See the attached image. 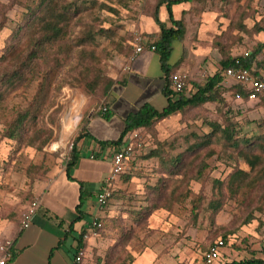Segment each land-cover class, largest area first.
I'll return each mask as SVG.
<instances>
[{
	"label": "rangeland",
	"instance_id": "374dc122",
	"mask_svg": "<svg viewBox=\"0 0 264 264\" xmlns=\"http://www.w3.org/2000/svg\"><path fill=\"white\" fill-rule=\"evenodd\" d=\"M97 1L73 15L65 38L38 55L36 67H25L20 82L0 87L7 88L0 97V222L20 221L26 206L37 198L35 187L48 184L52 171L66 165L76 134L103 101L102 87L89 92L85 82L94 78L96 70L108 77L118 76L133 49L135 33L151 22L156 0ZM66 2L82 4L81 0ZM102 2L115 11L102 8ZM35 4L36 0H0V77L26 61L32 30L24 23L28 7ZM186 8V35L180 44H174L170 58V63L178 58L179 64L172 72L182 76L186 95L191 93L194 82L204 83L216 73L226 56H237L258 46L264 48V0H193ZM103 28L105 32L94 40L81 41L88 30ZM233 85V81L224 79L223 101L187 107L159 120L152 129L139 130L135 153L119 177L127 183L126 188L113 185L107 211L100 217L102 226L94 230L96 234H88L97 244L84 256V264H127L126 246L140 250L149 243L160 244L162 257L150 264H206L204 252L224 236L223 256L213 264L264 258L261 148L257 152L263 154V163L257 171L251 170L241 151L217 137L185 154L175 174L168 172L159 158H145L155 148L164 158L180 154L210 132V122L223 127L231 123L239 136L263 134L264 97H239ZM37 105L39 112L27 121L20 139L5 136L8 122L19 111ZM93 119L96 127L106 122L102 116ZM113 122L111 134L118 126L117 120ZM203 162L207 165L198 173ZM236 167L250 171L258 182L253 185L248 181L231 196L226 181ZM127 176L130 178L126 180ZM161 179L166 181L162 192L157 193L154 188ZM217 180L225 181L223 205L212 219L209 202L219 187ZM188 190L191 196L183 199ZM177 194H181L178 199ZM153 205L156 207L150 215L144 211ZM114 208L116 213L111 212ZM250 215L252 220L246 223ZM81 225L78 222L76 227ZM98 240L104 243L99 245Z\"/></svg>",
	"mask_w": 264,
	"mask_h": 264
},
{
	"label": "trees",
	"instance_id": "16d2710c",
	"mask_svg": "<svg viewBox=\"0 0 264 264\" xmlns=\"http://www.w3.org/2000/svg\"><path fill=\"white\" fill-rule=\"evenodd\" d=\"M81 1L82 4L79 5L75 4V2H66V0H36L35 5L28 7L29 12L27 14V19L24 25L32 30L31 49L28 51L29 53L27 54L26 61L21 67L18 66L11 73H9L8 75L6 74L7 76L0 77V87H3V85L13 87L18 82H20L24 75L25 67L30 68L32 66H35L34 64L37 63L36 59L38 55L44 53L53 44L65 38L73 15H77L82 10V8H90L92 7V5L98 2L97 0H90V4H87L88 1ZM192 1L193 0H156L154 10L151 13V17L155 24L158 26V31L152 32L150 34H145L156 45L155 51L160 56L161 66L166 75V85L164 88V92L168 100L166 107L160 110L150 103L143 104L139 108V110L127 115L125 119V126L120 136L113 140L102 141L104 145L108 144L120 147L124 142L125 137L135 130L139 131L140 129H152L159 120L179 113L185 110L187 107L199 106L206 102L224 100V97L222 96V90L223 81L226 76H224L223 71L226 67L234 63V59L236 56H226L225 58H223L220 62V69L213 75L208 76L205 79L204 83L194 82L191 89L192 91L189 95H186L184 93V90L180 94H177L169 88V76L173 73V68L169 62L173 51V44L175 41H183L187 31L186 20L184 18L186 10L182 11V15L180 18H177L174 14L173 6L176 4ZM100 5L102 8L109 9L110 11H115L114 8L103 2ZM163 6H165L167 10V21L162 20L160 16L161 7ZM259 30L262 29L259 28ZM103 32H105L104 28L92 31L88 30L81 41H92L95 39V36L97 34ZM263 49V47L258 46L256 48H253L252 50H249L250 56L246 60L247 66L251 67L253 64L261 66V64L264 62ZM114 83L115 78L106 76L101 70H96L94 78L85 82V87L89 92H94L99 86L102 87L103 101L91 116L104 114V117H110L109 110L103 113L102 109L104 107H106L107 109L109 108L108 97ZM233 86L236 88V95L243 98H249V88L245 83L235 81ZM6 92L7 88H5L4 90H1L0 88V97L2 98ZM260 97H264V93L261 94ZM38 112L39 105H37L36 107H27L19 111L8 122L5 136L10 139H20L27 121L31 118H35ZM87 121L88 119L85 120L81 129L76 134L69 160L66 162V172L69 177H72L70 174L71 168L74 166L79 157L77 143L85 135L89 134L85 130ZM230 124L231 123H229L226 127H223L221 124L210 122V132L204 134L203 136H200L199 141H197L194 145L187 147L185 151L177 154L176 156H169V158H164L158 148H155L150 150L145 158H159L162 166L168 172L175 174L178 173L177 167L182 163V159L185 154L190 153L196 150L199 146L208 143L212 139V137H217L222 139L228 147L233 148L234 150L241 151V155L246 159V162L250 165L251 170L257 171L260 165L263 163V154L257 152V149L261 148L264 151V133L256 137L239 136L236 135V130L232 128ZM244 147L248 148V150H245ZM207 155L210 154L208 153ZM206 165L207 164L203 162L198 168V173H202ZM257 178V176L251 177L250 171H246L245 169L236 167L226 181L227 190L230 191L231 196H234L241 188L247 185L248 181L255 185L258 182L256 180ZM165 181L166 180L161 179L159 180L158 184L155 185L154 189H156L157 193L162 192V186H164ZM216 182L219 184V187L217 188V191L214 192L213 199H211L209 202L212 219H214L215 214L222 208L224 197L223 187L225 181L217 180ZM113 193L114 191L112 192V195ZM191 194L192 191L188 190L184 194L183 199L190 197ZM178 197H181V194H177L176 199H178ZM83 199L84 195L82 193L80 196V202L77 205V210L79 212V216L77 219H80L84 215V212L81 210L83 206ZM155 207L156 205H153L144 211L148 212L149 214ZM193 211L195 213V207ZM251 220L252 216L250 215L246 219V223L250 222ZM73 223L74 222L72 221L69 226L70 228L68 232L73 228ZM84 234L85 232H82L79 234L78 238H76L77 249L74 257L76 256L77 252L84 246ZM222 238L226 242V237L224 236ZM261 249L262 252H264V242ZM225 264H264V258L233 260L230 262H226Z\"/></svg>",
	"mask_w": 264,
	"mask_h": 264
},
{
	"label": "crops",
	"instance_id": "0c3cea01",
	"mask_svg": "<svg viewBox=\"0 0 264 264\" xmlns=\"http://www.w3.org/2000/svg\"><path fill=\"white\" fill-rule=\"evenodd\" d=\"M189 4L190 2H184L174 5L175 16L180 18L182 11L186 10ZM160 16L162 20L167 21L168 15L165 6L161 7ZM150 21L145 27L142 25L141 31L144 35L158 31V26L152 18ZM177 42L181 43V41H175L174 44ZM170 64L172 68L177 67L178 58ZM226 78L235 82L231 78ZM165 85L166 75L161 66L160 56L155 50L146 48L131 63L129 69H122L115 78L108 97L109 108L107 110L110 112V117L106 118L104 114H98L88 118L85 130L89 134L77 143L79 157L71 168L72 177L67 175L66 165H63L52 171V179L48 184H39L35 187L34 192L36 199L40 201V206L29 226H22L29 204L22 212L20 221L2 220L0 222V239L9 238L14 242L8 264H76L74 261L77 249L76 238L80 233L91 230L90 222L93 216L98 214L97 193L106 177L111 173L112 155L117 148L115 145H104L102 141L118 138L124 129L127 115L139 110L143 104L150 103L160 110L165 108L168 103L164 92ZM116 87H119L117 91ZM95 116H102L106 122L98 127L94 126L93 118ZM114 120L118 121V126L116 133L111 134L114 130ZM121 122L122 127H120ZM92 153L95 154L94 158L90 157ZM128 166L129 163L126 168ZM119 177L114 182V187L125 189L127 183L121 182ZM129 178L130 176H127L125 179ZM82 193L84 199L81 210L84 215L77 219L79 216L77 205ZM111 212L116 213V208ZM72 221L74 222L73 228L70 230L71 232H68ZM78 222L82 223L80 228L76 227ZM93 239L92 236H89L86 241H83L82 264L85 262L86 253L92 250V245L97 244L93 242ZM124 239L136 241L135 238ZM158 239L163 238L155 240ZM98 241L99 245L104 243L102 240ZM126 249L127 264H150L153 260L157 259L159 262V259L162 258L159 254L160 244L149 243L148 246L146 245L144 249L140 250H134L131 245H128ZM223 249L224 247L222 256ZM102 253V250H99L98 254L102 255Z\"/></svg>",
	"mask_w": 264,
	"mask_h": 264
},
{
	"label": "built area",
	"instance_id": "2783aa9c",
	"mask_svg": "<svg viewBox=\"0 0 264 264\" xmlns=\"http://www.w3.org/2000/svg\"><path fill=\"white\" fill-rule=\"evenodd\" d=\"M133 49L129 53L124 69L127 70L130 68L131 63L144 51L146 48L151 50H156V45L151 42L143 32H136L133 39ZM250 56V51L245 50L241 54L237 55L234 59V63L225 68L223 71L224 76L233 79L236 82H243L249 88V99H258L261 94L264 93V62L261 66L253 64L251 67L247 66L246 60ZM169 88L172 89L175 93L180 94L185 88V81L179 73L173 72L169 76ZM103 113L107 111V108L102 109ZM139 137V131L135 130L129 133L124 142L120 147H117L112 155V170L111 173L106 177L104 183L97 193V208L98 214L93 216L91 221L89 232H85L84 237H88V234H96L95 229L102 226L100 217L104 215L108 208V203L112 196L113 185L116 179L123 173L135 153V147L138 145L136 142ZM73 147V144L72 146ZM91 158L95 157V154L90 155ZM69 159V158H68ZM40 206V201L35 199L28 206L26 217L22 221V226H29L32 217L37 212V209ZM14 245L13 239H0V264H8V260L12 254V247ZM226 246V242L223 238H219L212 242L207 250L204 252V261L207 264H213L222 257V248ZM83 249L81 248L76 256L74 261L76 264H82L83 260Z\"/></svg>",
	"mask_w": 264,
	"mask_h": 264
}]
</instances>
